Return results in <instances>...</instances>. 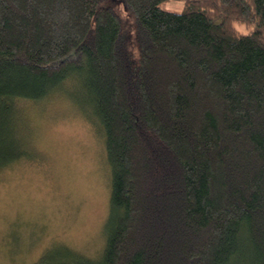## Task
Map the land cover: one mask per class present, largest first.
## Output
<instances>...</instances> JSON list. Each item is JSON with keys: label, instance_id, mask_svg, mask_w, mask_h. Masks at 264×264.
Listing matches in <instances>:
<instances>
[{"label": "trees", "instance_id": "16d2710c", "mask_svg": "<svg viewBox=\"0 0 264 264\" xmlns=\"http://www.w3.org/2000/svg\"><path fill=\"white\" fill-rule=\"evenodd\" d=\"M124 3L135 46L105 0H0V171L36 158L22 105L63 97L111 175L99 258L32 264H264V0Z\"/></svg>", "mask_w": 264, "mask_h": 264}, {"label": "rangeland", "instance_id": "374dc122", "mask_svg": "<svg viewBox=\"0 0 264 264\" xmlns=\"http://www.w3.org/2000/svg\"><path fill=\"white\" fill-rule=\"evenodd\" d=\"M105 2L135 46L136 17L124 0ZM167 7L178 11L183 4ZM57 98L22 105L36 158L0 171V264H32L65 245L99 258L105 247L111 175L104 138L73 104Z\"/></svg>", "mask_w": 264, "mask_h": 264}]
</instances>
